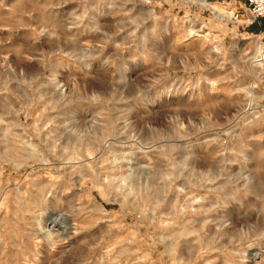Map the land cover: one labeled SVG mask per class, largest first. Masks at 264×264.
Segmentation results:
<instances>
[{
    "label": "rangeland",
    "instance_id": "374dc122",
    "mask_svg": "<svg viewBox=\"0 0 264 264\" xmlns=\"http://www.w3.org/2000/svg\"><path fill=\"white\" fill-rule=\"evenodd\" d=\"M205 1L0 0V264H264V20Z\"/></svg>",
    "mask_w": 264,
    "mask_h": 264
},
{
    "label": "bare ground",
    "instance_id": "6f19581e",
    "mask_svg": "<svg viewBox=\"0 0 264 264\" xmlns=\"http://www.w3.org/2000/svg\"><path fill=\"white\" fill-rule=\"evenodd\" d=\"M194 1L197 2V3H199L203 7H206V8L211 9L218 16L225 18L227 21H230V15L229 14H224V13L219 12L218 9H216L215 7H213L212 5H210L209 3H207L205 0H194ZM256 49H257L258 52L259 51L261 52L262 46L260 44H257V48ZM58 220L59 219H52L49 222V224L47 225V230L45 232H41V233L42 234H45L47 236H50L51 231H52V228L58 225V223H59ZM252 259H253L254 263H258L257 261L261 260L260 253L254 254V256H253Z\"/></svg>",
    "mask_w": 264,
    "mask_h": 264
},
{
    "label": "built area",
    "instance_id": "2783aa9c",
    "mask_svg": "<svg viewBox=\"0 0 264 264\" xmlns=\"http://www.w3.org/2000/svg\"><path fill=\"white\" fill-rule=\"evenodd\" d=\"M247 15L251 21L264 20V0H245Z\"/></svg>",
    "mask_w": 264,
    "mask_h": 264
}]
</instances>
